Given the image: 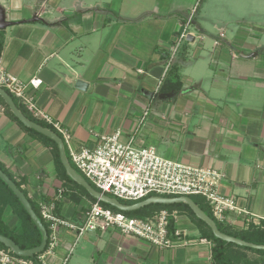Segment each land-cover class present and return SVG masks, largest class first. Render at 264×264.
Wrapping results in <instances>:
<instances>
[{"label":"crops","instance_id":"0c3cea01","mask_svg":"<svg viewBox=\"0 0 264 264\" xmlns=\"http://www.w3.org/2000/svg\"><path fill=\"white\" fill-rule=\"evenodd\" d=\"M193 2L0 0L12 22L0 29V64L22 81L42 80L29 88L35 104L71 133L75 146H94L100 134L120 131L122 139L132 137L136 146L153 147L163 158L215 168L223 174L219 192L249 213L231 214L222 224L236 231L262 228L264 60L258 56L264 43L249 32L211 35L201 13L200 21L193 19L198 33L192 30L193 39L182 41L170 58ZM165 78L179 88L158 92ZM0 165L37 203L63 188L54 210L61 218L78 221L91 203L63 186L52 148L26 132L1 103ZM173 211L175 230L187 244L159 248L116 228L77 235L59 226L58 244L46 262L212 264L209 240L186 213ZM2 217L10 229L18 222L9 207ZM225 252L233 264H264L263 252L236 246Z\"/></svg>","mask_w":264,"mask_h":264},{"label":"built area","instance_id":"2783aa9c","mask_svg":"<svg viewBox=\"0 0 264 264\" xmlns=\"http://www.w3.org/2000/svg\"><path fill=\"white\" fill-rule=\"evenodd\" d=\"M195 12L196 8L193 7L181 22L175 43L170 49V58L174 56L182 41L186 40L188 35H193L189 28L193 25ZM41 82L38 77L22 81L0 64V87L20 100L33 117L43 119L51 125L61 137L65 152L75 169L100 193L128 202H137L149 195L200 196L219 223H224L231 214L249 215L245 209L237 206L232 196L219 192L218 185L223 174L215 168L191 166L163 158L153 147L136 146L132 137L122 139L120 131L100 134L94 146H75L71 133L36 106L29 88H37ZM62 192L63 188L59 187L52 198L38 201L39 213L49 228L47 247L45 245V250L43 249L36 258L40 264H48L46 257L54 253L58 244L56 231L59 226L75 230L77 235L86 231L116 228L123 235L143 238L159 248L189 243L181 238L183 233L180 231L175 230L174 239L170 237L169 221L170 217H174L175 211L164 208L147 217H133L121 210L104 207L96 200L90 203L78 221L61 218L54 210L55 201L61 197ZM249 219L250 216L248 221ZM207 243L212 248L213 243ZM66 260L67 258L63 260V264ZM0 264H34V261L17 256L0 246Z\"/></svg>","mask_w":264,"mask_h":264},{"label":"trees","instance_id":"16d2710c","mask_svg":"<svg viewBox=\"0 0 264 264\" xmlns=\"http://www.w3.org/2000/svg\"><path fill=\"white\" fill-rule=\"evenodd\" d=\"M2 46V42L0 41V49ZM168 78V76H166ZM167 78H165L162 82L161 85L159 86L158 92H162L164 91L167 86H170V88H174L175 90L179 88L180 84L179 82H168ZM7 92V90H6ZM9 94V92H7ZM10 97L13 99V101L15 102V104L17 105V107L22 111V113L24 115H26L29 119L39 123L40 125L47 127L49 129H51L52 131H54L55 133H57L50 125L39 122L38 120H35V118H33L26 110L25 108L21 105V103H19L17 101V99L15 97H13L11 94H9ZM0 103L4 106V109L6 111V113L8 114V116H10L13 120H15L26 132L33 134L34 136L38 137V139H40L43 143H45L46 145L50 146L52 148L53 154H54V160H55V164L58 168V175L59 177L62 179L63 181V186L70 189L69 187H71V190H78L80 191L81 195H84L85 197H87L90 202H95L96 199L93 198L91 195H89V193L80 185H78L76 182H74L65 172L60 160H59V154H58V149L56 146V143L46 137L45 135L31 129V128H27L25 127L9 110L8 106L5 104V102L3 101V99L0 97ZM59 135V134H58ZM66 156L68 158L69 163L72 165V167L75 169V166L73 165V163L69 160V157L67 155ZM0 169L5 172L17 185V187L19 189H21L23 191V193L26 195L27 199L29 200L32 209L34 210V212L36 213V215L38 216V218L40 219V221L42 222V224L44 225L47 234H49V228L47 223L42 219L40 213H39V206L38 203L31 200L30 198H28L26 192L23 190V188L21 187V184L19 182H17L11 174H9L4 168L3 166L0 165ZM78 173L79 171L77 169H75ZM80 174V173H79ZM81 175V174H80ZM82 176V175H81ZM83 177V176H82ZM85 179V178H84ZM86 180V179H85ZM87 181V180H86ZM94 189L95 186H93L89 181H87ZM70 196L75 197L76 193H71ZM150 196V195H149ZM195 196V195H194ZM194 196H189L190 198L193 199V201L198 204V206L207 214L209 215L212 219L213 216L209 210V207L207 205V203L205 202V200L200 197V196H195V197H199V198H194ZM78 199H80L79 196H76ZM77 199V200H78ZM122 203L125 204H131V203H135V202H128V201H123V200H119ZM100 204L104 207L107 208H111L112 210H118L117 208L99 201ZM205 204V205H204ZM6 207L11 208V210L13 211V213L15 214V216L18 219L17 224L13 227V228H8V226L6 225L2 215H3V211ZM167 209L169 211H173V210H177L180 213H186L190 220L194 223V225L197 227L200 236L202 238H205L209 241H211L213 243V246L211 248V261L212 264H233L232 261L230 260V258L226 255L225 249L227 247L230 246H236V247H242L245 249H249V250H253V251H257V252H263L264 250L262 249H253L247 246H239L235 243H231V242H225L217 237H215L211 231V229L208 227V225L203 222L202 220H200L199 218H197L195 216V214L192 212V210L189 208V206L183 202L180 203H172V204H157V203H153V204H149L146 206H143L141 208H138L136 210H132V211H123L124 213H126L128 216H133V217H147L152 215L155 211L160 210V209ZM214 221L216 222L218 229L223 232L226 233L228 235L240 238L244 241L247 242H252V243H256V244H264V225L262 228L259 227H249L248 229L245 230H241V231H236V230H231L226 228L222 223L217 222L215 219ZM169 235L172 239L175 238L174 236V232H175V224H174V219L173 217H170V221H169ZM0 234L4 235L10 239H12L18 246L20 249L25 250V249H29L32 247H35L37 245H39L40 241H41V234L38 230V228L36 227V225L33 223L31 217L29 216V214L26 212L25 208L23 207V205L21 204V202L18 200V198L15 196V194L10 190V188L0 179ZM0 246L2 248L8 249L7 247H5L2 243H0ZM47 247V244H46ZM45 247V248H46ZM44 248V250H45ZM41 253V252H40ZM34 254L32 257H23V258H28V259H32L34 261V264H40L37 261V255L40 254Z\"/></svg>","mask_w":264,"mask_h":264},{"label":"water","instance_id":"95a60500","mask_svg":"<svg viewBox=\"0 0 264 264\" xmlns=\"http://www.w3.org/2000/svg\"><path fill=\"white\" fill-rule=\"evenodd\" d=\"M12 24L10 21H6L5 19V13L2 8H0V29L5 28L6 26ZM193 39L192 35H188L187 40ZM256 53H252L250 55H244L241 53L242 56H254ZM0 97L3 99L5 104L8 106L11 113L27 128H31L46 137L52 139L57 146L58 154H59V160L66 172V174L78 185L82 186L93 198L96 200H99L101 202L107 203L118 210L121 211H132L136 210L138 208H141L143 206L157 203V204H172V203H180L183 202L189 206V208L192 210V212L195 214L197 218L205 222L208 227L211 229L213 235L225 242H231L235 243L240 246H247L254 249H262L264 250V244H256L252 242L244 241L240 238L228 235L226 233L221 232L218 229V226L214 219H212L209 215H207L199 206L196 204L192 198L189 196H175V197H166V196H160V195H151L146 197L143 200L137 201L135 203L131 204H125L120 202L118 199L102 194L96 189H94L69 163L68 158L65 153V149L63 146V142L61 137L52 131L51 129L44 127L40 125L39 123L29 119L26 115L22 113V111L17 107L13 99L10 97V95L6 92L5 89L0 87ZM0 179L10 188V190L15 194V196L18 198V200L21 202L23 207L25 208L26 212L31 217L33 223L38 228L40 234H41V241L39 245L22 250L19 248V246L10 238L1 235L0 234V243H2L5 247H7L12 253H14L17 256L20 257H32L34 254L40 253L43 251L47 239L48 234L47 231L34 212V210L31 207V204L29 200L27 199L26 195L23 193L21 189L17 187L15 182L0 169Z\"/></svg>","mask_w":264,"mask_h":264},{"label":"rangeland","instance_id":"374dc122","mask_svg":"<svg viewBox=\"0 0 264 264\" xmlns=\"http://www.w3.org/2000/svg\"><path fill=\"white\" fill-rule=\"evenodd\" d=\"M193 6L196 8L193 19L200 21V14L203 13L209 34L218 36L223 30L230 38L233 32L238 36L249 32L251 37H259L261 44L264 43V0H194ZM189 14L190 11L186 15ZM189 29L198 33L193 25ZM258 57L264 60V54ZM78 204L85 205L83 200Z\"/></svg>","mask_w":264,"mask_h":264}]
</instances>
